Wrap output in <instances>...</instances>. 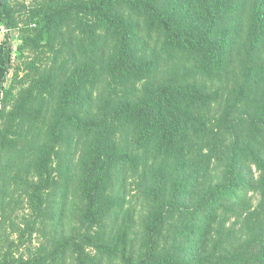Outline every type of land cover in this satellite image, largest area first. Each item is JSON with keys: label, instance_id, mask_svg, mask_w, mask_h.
<instances>
[{"label": "rangeland", "instance_id": "1", "mask_svg": "<svg viewBox=\"0 0 264 264\" xmlns=\"http://www.w3.org/2000/svg\"><path fill=\"white\" fill-rule=\"evenodd\" d=\"M93 1L7 0L11 26L2 25L0 41L10 45L12 62L0 95V264H78L72 247L75 240L83 246L86 264H136L151 247L148 227L153 213L159 204L166 207V198L156 196L158 185L169 190V181L177 172L158 148L147 151L134 143V126L129 128L127 122L112 119V111L121 102L142 96L144 85L151 81L194 83L212 94L211 103L194 111L195 119L189 127L184 160L193 165L207 151L205 143L215 135L228 145L232 143L230 126L245 112L244 102L235 104L236 96L241 88L247 89L248 96L255 89L244 79L243 52L235 53L227 71L211 75L201 71L186 52L163 50L161 58L154 43L157 31L144 27V19L122 3L113 6L112 15L138 21L140 46L148 44L162 60L145 79L130 85L116 82L107 71L115 46L111 32L93 16L73 7ZM59 9L69 12L46 25L47 17ZM90 68L96 76L92 95L89 99L87 94L82 95V106L79 102L67 104L66 93L77 83L83 85L81 78ZM261 81L264 85L263 78ZM20 105L24 109L17 115ZM231 105H235L232 111ZM75 112L82 120L106 123L113 129L118 147L134 160L116 170L104 193L121 195L122 213L104 217L99 227H88L83 220L80 162L90 138L84 131L61 124L63 116ZM162 170L166 176L159 182ZM213 176L215 182L220 180L219 172L213 171ZM253 176L258 179L259 172ZM260 202L257 190L248 192L237 209L238 217L218 224L214 241L217 250L221 247L229 259L238 252L258 249L254 237L261 224ZM167 211L162 236L156 239L158 249L169 245L177 221V215ZM124 234L125 256L114 248L108 254L101 253L84 237L100 236L111 245L113 237ZM219 240L225 242L220 244ZM66 242L65 253L56 256Z\"/></svg>", "mask_w": 264, "mask_h": 264}, {"label": "trees", "instance_id": "2", "mask_svg": "<svg viewBox=\"0 0 264 264\" xmlns=\"http://www.w3.org/2000/svg\"><path fill=\"white\" fill-rule=\"evenodd\" d=\"M116 3L125 4L144 19V27L157 31L154 43L160 49L161 58L163 50L186 52L201 71L211 75L227 71L235 53L243 52L244 79L247 85H255L251 96L247 95L246 88H241L236 96L235 104L244 102L245 112L230 126V133L234 135L232 143L228 145L215 135L205 143L207 151L198 164L193 165L184 160L189 127L195 119L194 111L211 103L212 94L194 83L151 81L144 85L142 96L125 100L112 111V119L127 122L129 128L134 126L137 131L134 143L147 151L158 148L177 172L176 178L169 181V190L168 186L158 185L156 196L162 194L166 198V207L159 204L153 213L148 227L151 247L136 264H264V85L261 81L264 80V0H166L164 4L159 0H94L74 4L79 12L93 16L111 32L115 46L107 71L116 82L130 85L150 76L162 59L150 51L148 44L140 46L138 21L112 15ZM68 12L56 10L47 17L46 25ZM10 19L7 0H0V24L9 28ZM1 53L0 91L12 62L7 41ZM252 75L255 78L251 79ZM81 79L83 85L77 83L66 93L67 104L79 102L82 106V95L87 94V99L92 95L96 76L91 68L85 70ZM234 107L231 105L229 110ZM23 109L20 105L16 114L20 115ZM83 120L75 112L63 116L61 124L84 131L90 138L80 162L81 195L85 201L83 220L88 227H99L104 217L122 213L121 195L104 193L116 170L134 160L118 147L112 137L114 131L106 123ZM53 133L59 136L56 131ZM254 169L259 172L258 179L253 176ZM213 171L219 172L218 182ZM165 176L162 170L159 182ZM253 190L261 195L258 209L261 224L256 227L254 237L258 249L238 252L229 259L221 247L217 250L214 241L218 224L238 217L237 209ZM167 209L177 215V221L169 245L158 249L156 239L162 236ZM84 237L87 244L101 253L108 254L114 248L126 254V234L113 237L111 245L104 243L100 236ZM67 243L62 244L56 256L65 253ZM72 247L78 264H86L83 246L78 240L72 242Z\"/></svg>", "mask_w": 264, "mask_h": 264}, {"label": "crops", "instance_id": "3", "mask_svg": "<svg viewBox=\"0 0 264 264\" xmlns=\"http://www.w3.org/2000/svg\"><path fill=\"white\" fill-rule=\"evenodd\" d=\"M1 28H3V26L0 24V30H1ZM0 39H1V33H0ZM1 42V45H0V57H1V48L3 47V44L4 43H2V41H0ZM0 83H1V79H0ZM1 92H2V89H1V91H0V95H1Z\"/></svg>", "mask_w": 264, "mask_h": 264}, {"label": "built area", "instance_id": "4", "mask_svg": "<svg viewBox=\"0 0 264 264\" xmlns=\"http://www.w3.org/2000/svg\"><path fill=\"white\" fill-rule=\"evenodd\" d=\"M0 45H1V42H0Z\"/></svg>", "mask_w": 264, "mask_h": 264}]
</instances>
